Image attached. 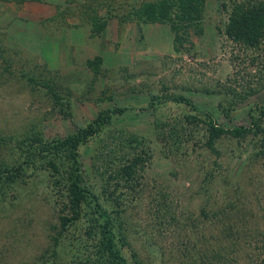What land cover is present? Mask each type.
<instances>
[{
  "label": "rangeland",
  "instance_id": "374dc122",
  "mask_svg": "<svg viewBox=\"0 0 264 264\" xmlns=\"http://www.w3.org/2000/svg\"><path fill=\"white\" fill-rule=\"evenodd\" d=\"M143 1L0 0V161L16 163L26 135L62 137L126 106L78 158L128 261L264 264L262 135L223 134L213 151L205 124L185 117L195 111L171 99L190 98L224 126L251 115L264 126V27L251 45L225 33L234 6L264 0H200L190 22L175 0L168 20H144ZM48 155L0 188V264H99L88 209L59 224L66 190L53 178L67 162L59 152L51 174Z\"/></svg>",
  "mask_w": 264,
  "mask_h": 264
},
{
  "label": "trees",
  "instance_id": "16d2710c",
  "mask_svg": "<svg viewBox=\"0 0 264 264\" xmlns=\"http://www.w3.org/2000/svg\"><path fill=\"white\" fill-rule=\"evenodd\" d=\"M174 1V0H173ZM173 1L168 0H146L141 2L135 10V14L144 20H157L170 18V10ZM200 0H175L177 19L183 22H190L198 19L200 15ZM257 4V5H255ZM247 3L245 5H236L228 16L225 25V33L235 39L241 40L246 44L257 43L262 28L264 27V3ZM171 22L172 19H170ZM100 57L96 56L95 60ZM31 78V77H29ZM45 84V83H42ZM47 86V84L45 85ZM50 94L57 98L55 90L48 85ZM171 99L183 101L195 112L186 113L185 117L189 121H200L205 124L206 138L205 145L214 151V140L223 134L230 133L236 136H242L248 132L260 133L264 141V126L259 123V118L251 115L248 124H237L224 126L218 123L209 111H198L196 105L188 97L174 95ZM126 109V106H114L111 108L100 109L96 115L83 126L76 127L75 131L62 137L44 139L40 135H26L22 139L15 141V147L19 151V159L16 163L8 164L0 161V188L21 177L27 168H30L34 157L37 155L45 156V165L51 170V174L59 171L58 161L62 159L58 156L63 152L67 165L63 168L62 175L53 178L54 182H59L60 177L66 190L64 211L58 215V221L61 226L77 219L82 210L87 208L92 214V218L98 221L97 224V256L100 258L99 264H141L139 261L129 262L125 255L120 251L116 235L112 227V220L108 212L100 204L97 195L83 182L82 166L78 158V145L84 142L88 137L99 132L111 120L115 113H120ZM137 141L135 136L129 138ZM264 146V142L262 143ZM138 156L135 155L129 162L121 167V170L130 176L133 166L136 164Z\"/></svg>",
  "mask_w": 264,
  "mask_h": 264
}]
</instances>
